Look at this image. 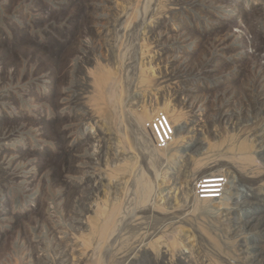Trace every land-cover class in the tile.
I'll return each mask as SVG.
<instances>
[{
  "label": "rangeland",
  "instance_id": "obj_1",
  "mask_svg": "<svg viewBox=\"0 0 264 264\" xmlns=\"http://www.w3.org/2000/svg\"><path fill=\"white\" fill-rule=\"evenodd\" d=\"M0 264H264V0H0Z\"/></svg>",
  "mask_w": 264,
  "mask_h": 264
},
{
  "label": "bare ground",
  "instance_id": "obj_2",
  "mask_svg": "<svg viewBox=\"0 0 264 264\" xmlns=\"http://www.w3.org/2000/svg\"><path fill=\"white\" fill-rule=\"evenodd\" d=\"M243 163H247V157H243V159L241 160ZM113 216V215H112Z\"/></svg>",
  "mask_w": 264,
  "mask_h": 264
}]
</instances>
